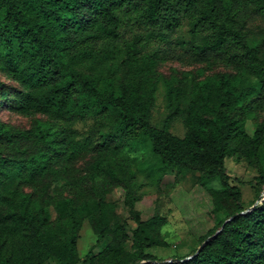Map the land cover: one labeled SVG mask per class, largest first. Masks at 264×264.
Masks as SVG:
<instances>
[{"label":"trees","instance_id":"1","mask_svg":"<svg viewBox=\"0 0 264 264\" xmlns=\"http://www.w3.org/2000/svg\"><path fill=\"white\" fill-rule=\"evenodd\" d=\"M253 16L264 19V0H0V72L21 87L11 97L0 85V105L55 123L18 130L0 120V264H79L86 218L98 241L108 242L100 263L165 262L148 251L169 246L162 236L167 218L142 221L135 210L133 162L124 150L139 136L171 170L196 171L199 181L222 186L209 189L222 217L199 247L222 232L193 259L168 264H264V201L240 215L255 204L244 206L226 172L229 158L257 163L264 187V124L250 135L246 123L264 109V40L251 38ZM185 19L194 38L205 35L194 45L200 56L228 61L237 74L163 79L161 55L144 53L141 36L124 39L137 24L166 40ZM161 81L169 114L159 129L151 119ZM178 119L183 138L172 133ZM91 120L103 127L99 139L81 140L75 126ZM91 152L94 161L81 176L76 162ZM115 189L124 190L137 224L131 236L106 200Z\"/></svg>","mask_w":264,"mask_h":264},{"label":"rangeland","instance_id":"2","mask_svg":"<svg viewBox=\"0 0 264 264\" xmlns=\"http://www.w3.org/2000/svg\"><path fill=\"white\" fill-rule=\"evenodd\" d=\"M247 29L250 30L251 38L256 41L264 40V19L253 16L247 20ZM190 21L185 19L180 28L170 33L166 40L153 37L152 28L135 25L127 28L124 39L129 42L135 36L144 38L146 47L144 53L158 52L163 60L157 68L158 75L163 79L171 76H179L185 72H192L196 77L204 79L208 76L220 74H237V67L223 59H206L194 49V45L201 44L205 35L200 34L194 38L190 33ZM198 53V54H197ZM0 85L11 90V97L21 87L13 79L0 72ZM166 87L161 81L156 93V102L152 110V124L161 129L168 116ZM0 120L15 127L18 130H28L38 121L51 122L45 115L20 114L6 108V104L0 105ZM247 131L253 135L256 129L264 124V109H258L252 116L247 118ZM55 125V123L51 122ZM79 131L81 140L95 134L99 139L102 126L94 121L80 123L75 126ZM106 129V128H105ZM187 130L182 119L175 121L172 133L183 138ZM132 159L133 173L135 174V196L138 201L135 210L142 221L151 219L156 215H163L167 218V224L163 227L162 236L169 244L166 248H153L148 252L154 255L159 261H170L174 257H188L199 249L201 238L207 236L216 227V223L222 214L213 212L214 206L209 189H221L219 181H199L200 174L196 171H187L179 174L162 163L156 156L150 142L142 136L130 141L124 150ZM95 154L88 153L76 162V169L79 175H84L94 161ZM260 166L248 160L237 159L236 157L226 160V172L230 177L233 186L238 187L242 192V200L246 208L256 204L258 195H263L264 187L259 184L257 177L260 174ZM171 170V172H170ZM65 197L71 196L68 190L62 191ZM107 202L114 203L116 213L123 224L128 225V233L137 228V224L126 204V194L123 189L113 190L107 197ZM52 218L56 213L51 208ZM108 242L98 241L89 219H85L78 237L79 264H102L97 257L102 253ZM132 241L129 240L127 247L132 250ZM93 251L94 258L88 259L87 255ZM46 264H58L50 260Z\"/></svg>","mask_w":264,"mask_h":264},{"label":"water","instance_id":"3","mask_svg":"<svg viewBox=\"0 0 264 264\" xmlns=\"http://www.w3.org/2000/svg\"><path fill=\"white\" fill-rule=\"evenodd\" d=\"M264 201V193H263V195H262V198L255 204V205H253L250 209H248L247 211H245V212H242L240 215H245V214H247V213H249V212H252L253 210H255L256 208H257V206L259 205V204H261L262 202ZM234 218V217H233ZM233 218H231V219H229V220H227L226 221V223L224 224V226L227 224V223H229L230 221H232V219ZM222 230L223 229H221L220 231H218L214 236H212V237H210V238H208L201 246H200V248L198 249V251L196 252V254L195 255H193V256H191V257H188V258H186V259H184V260H178V259H175L174 261H165V262H154L155 264H168V263H172V262H184V261H189V260H191V259H193L196 255H198V254H200V252L205 248V246L212 240V239H214L220 232H222Z\"/></svg>","mask_w":264,"mask_h":264}]
</instances>
